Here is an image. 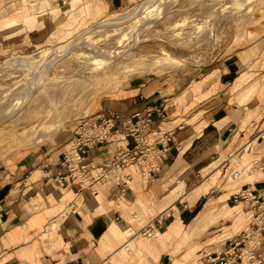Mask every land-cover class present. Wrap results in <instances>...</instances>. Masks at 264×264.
<instances>
[{
    "label": "crops",
    "instance_id": "1",
    "mask_svg": "<svg viewBox=\"0 0 264 264\" xmlns=\"http://www.w3.org/2000/svg\"><path fill=\"white\" fill-rule=\"evenodd\" d=\"M78 1L69 8L68 0H0V61L12 53L29 54L64 42L61 37L48 40L53 28L48 22L57 27L78 22L87 13L85 2L96 14L88 17L91 23L103 14L132 7L137 0H83L77 13ZM243 64L235 51L207 64L190 62L127 76L104 88L88 114L39 143L0 156V264H212L231 247L229 235L219 237L221 223L235 232L252 218L248 203L230 215L220 209L247 202L234 199L245 188L264 192V137H245L239 144L259 153L251 165L253 178L231 179L232 170L227 169L232 150L238 148L241 125L248 120V110L234 92L243 78ZM57 69L64 75L76 74L64 65ZM159 106L163 117L155 111ZM147 109L153 111L152 125L172 130L170 149L156 157L158 166L151 175L137 162L129 164L123 194L114 179L90 178L77 194L74 179L53 178L82 116L105 112L126 117ZM131 143L130 137L113 133L89 148L88 160L108 161L116 148ZM218 166L216 180L205 184ZM70 201H75L73 208ZM216 208L219 216H214ZM211 213L217 218L212 220ZM53 221L57 224L51 227ZM129 227L134 231L121 236ZM260 237L257 249L264 256V232ZM131 239L135 247L126 252Z\"/></svg>",
    "mask_w": 264,
    "mask_h": 264
},
{
    "label": "rangeland",
    "instance_id": "2",
    "mask_svg": "<svg viewBox=\"0 0 264 264\" xmlns=\"http://www.w3.org/2000/svg\"><path fill=\"white\" fill-rule=\"evenodd\" d=\"M147 1L151 0H137L133 3V8L128 6L121 11L103 14L91 23H88L89 18H95L96 14L88 11L85 2L87 13L84 18L80 17L78 22L71 25L63 23L58 27L48 22L53 27L49 31L52 36L48 40H59L67 34L68 28L72 30L71 36L61 39L65 40L64 42H59L53 47H41L37 52L29 54L12 53L0 61V156L10 150L39 143L77 116L88 114L94 99L104 88L118 85L120 80L127 76L147 71H162L190 62L207 64L238 51L244 61L242 67L245 71L242 73L243 78L235 84L234 87L238 89L234 92L238 98L245 96L244 100L240 101L248 110V120L241 125V137L236 143L238 148L232 150L227 169H241L239 177L229 174L231 179L255 176L252 174L251 165L259 153H254L252 149L255 147L245 148V144H239L245 137H264V0H155L159 3L158 10L148 9L150 13L133 11L134 6ZM82 3L83 0L78 1L75 9L77 13ZM100 15L102 14H97ZM112 19L118 22L82 34L80 39L86 38L84 41L92 44H82L69 53H72L70 57L60 63L58 59L55 61L57 51L69 49L63 44L72 36L84 32V29L94 22L102 20L104 23ZM46 25L45 23L44 26ZM44 50L55 52L50 60L45 58L50 52L42 55V64L54 62L48 65L40 80L33 78L30 69L22 64L21 67L16 61H10L12 58L25 59ZM163 55L165 59L167 57L168 64L164 61L158 65V60L151 61L155 57L161 59ZM8 59L13 63H9ZM72 59L76 61L75 64L67 62ZM60 65H64L68 72L72 69L76 74H62V70L57 69ZM126 65L128 66L125 67ZM21 92L27 96L18 101L22 96ZM218 167L205 184L216 180L221 171V167ZM175 181L179 183L178 180ZM179 191L181 192V189ZM234 203L240 205H234L235 208L227 206L220 209L221 212L230 215L233 210L234 214L239 208L242 211L243 204L248 202ZM218 210L219 208H216L213 211L214 216L222 214L218 213ZM214 216L212 213L209 215L212 220L217 218ZM56 224L53 221L51 227ZM221 225L223 230L219 234L220 238L229 235L231 239L246 228L245 226L234 232L225 230L224 223ZM133 231L132 228L125 229L121 231V236H127ZM148 232L152 234V230ZM259 238L261 237L252 236L253 241H258ZM126 243V252L127 248L135 247L134 239ZM242 262L261 264L247 262L245 259Z\"/></svg>",
    "mask_w": 264,
    "mask_h": 264
},
{
    "label": "built area",
    "instance_id": "3",
    "mask_svg": "<svg viewBox=\"0 0 264 264\" xmlns=\"http://www.w3.org/2000/svg\"><path fill=\"white\" fill-rule=\"evenodd\" d=\"M19 65V64H18ZM160 117H163L162 107H156ZM153 111L147 109L145 113L136 110L126 117H115L105 112L98 113L95 117L84 115L78 129L62 152L59 164L60 169L53 175L58 182L74 179L77 184L76 193L89 184V179H114L120 184V194H123L127 185L129 174L125 168L132 162L142 166L143 173L151 175L158 166L155 159L165 155L170 149L172 130L158 128L152 125ZM121 133L131 138L128 147L116 148L113 157L102 163L88 160L89 148L107 140L111 134ZM151 135V137H149ZM240 169H232L234 177L240 175ZM235 200H245L252 211L249 225L235 237L230 239L231 247L223 254L212 260V264H235L245 259L247 262L263 260V253L257 249V240L252 236L260 237L264 232V192L245 188L234 195ZM75 201H70L69 207L73 208Z\"/></svg>",
    "mask_w": 264,
    "mask_h": 264
},
{
    "label": "bare ground",
    "instance_id": "4",
    "mask_svg": "<svg viewBox=\"0 0 264 264\" xmlns=\"http://www.w3.org/2000/svg\"><path fill=\"white\" fill-rule=\"evenodd\" d=\"M76 1L77 0H68V4H69V8H71V7H73L74 5H75V3H76ZM148 2V3H147ZM147 2H145V3H143L142 5H141V7L139 8V10L140 11H144V12H146V13H150V9H153V10H158L159 9V3L158 2H156L155 0H151V1H147ZM33 3V2H32ZM87 8H88V11L90 12L91 11V7H90V5H89V3L87 2ZM133 8V7H132ZM134 8H136L135 6H134ZM97 9H98V7H97ZM149 9V10H148ZM133 10V9H132ZM136 11H138V9L136 10ZM87 16V15H86ZM70 23V22H69ZM69 25V24H68ZM99 26H101V25H97L96 26V29H99L100 27ZM99 27V28H98ZM70 29L68 28V31H66V35H64V36H61V38H63V39H66L68 36H71V34H70ZM91 31V30H90ZM91 33V32H90ZM87 34V33H86ZM89 35V34H88ZM85 36H87V35H85ZM81 39H82V37H81ZM86 39V38H85ZM85 39H83L82 41H84ZM80 41V40H79ZM81 42V41H80ZM68 44H69V41H67L66 43H64L63 44V46H66V47H68ZM69 50V49H68ZM50 51H48V50H44V51H42L41 53H36V54H32V55H29L28 57H26L25 59H23V58H21V60H17V59H8V61L10 60V61H16L19 65H21L22 64V66H25L26 68H28V69H30L31 71H32V76H33V78H36L37 80H40L42 77H43V75L45 74V73H43L47 68H48V63H45L44 64V66L42 67V63H43V60H41L42 59V55H45V54H47V53H49ZM168 53V52H167ZM171 53V52H170ZM169 54V53H168ZM171 55H173V54H171ZM166 56V55H165ZM41 57V58H40ZM171 58H172V56H170ZM174 57V56H173ZM170 58V59H171ZM58 59V57L55 59V61ZM166 59H167V57H166ZM166 59L164 58V55H163V58H161L160 59V57H155V59H152L151 61L152 62H154V60H158L157 62V64L158 65H160V64H162L164 61H166ZM168 59H169V57H168ZM169 59V60H170ZM174 59V58H173ZM9 61V63H13V62H10ZM171 61H172V59H171ZM7 62V61H6ZM52 62V61H51ZM54 62V61H53ZM52 62V63H53ZM168 62H170V61H168ZM173 62V61H172ZM52 63H49V64H52ZM151 63V62H150ZM166 63H167V61H166ZM165 63V64H166ZM42 64V65H41ZM149 64V63H148ZM152 64V63H151ZM154 64H156V62L154 63ZM153 64V65H154ZM168 64V63H167ZM157 65V66H158ZM128 65H126L125 67H127ZM149 67H151V66H149ZM163 67V66H162ZM36 69H39L40 71H39V73L37 74V75H35L34 73H35V70ZM46 78V77H45ZM63 81V80H62ZM34 92V91H33ZM21 94H22V96L18 99V101H22V100H24L25 99V97L27 96V95H25L24 93H22L21 92ZM244 97L245 96H243V95H241L240 96V100L242 101V100H244ZM28 100V99H27ZM240 172H241V169H240ZM241 174V173H240ZM240 175H238L237 177H239ZM234 177V176H233ZM233 207H235V206H233ZM127 229H130V227L129 228H127Z\"/></svg>",
    "mask_w": 264,
    "mask_h": 264
},
{
    "label": "water",
    "instance_id": "5",
    "mask_svg": "<svg viewBox=\"0 0 264 264\" xmlns=\"http://www.w3.org/2000/svg\"><path fill=\"white\" fill-rule=\"evenodd\" d=\"M142 3V2H141ZM141 3L139 4V5H136L135 7L136 8H134V10L133 11H136L137 9L139 10V8L141 7ZM103 20V19H102ZM102 20H99L98 22H94L93 24H91L90 26H88L87 28H85L84 29V32H82V33H78L77 35H75V36H72L68 41H69V44H68V48H69V50L71 49V47H72V49H71V51H68V49L66 50V51H63V50H60V51H57V54H55V57H58V60L60 59V58H62V57H64L65 55H67V54H69L70 52H72L73 51V49H75L76 47H79L80 45H82V44H92L91 42H89V41H82L81 39H80V37L82 36V34H85V33H87V32H93L95 29H96V25H98V24H100L101 26H105V25H108V24H113V23H116V22H118V20H109L108 22H101ZM112 21V22H111ZM101 26H99V27H101ZM98 27V28H99ZM91 30V31H90ZM81 42H80V41ZM54 52L55 51H51L45 58H47V60H50V59H53V58H51V56L52 55H54ZM45 64V63H44ZM44 64L42 65V67L44 66ZM53 64V63H52ZM49 65V64H48ZM50 67H51V65H50ZM39 69H36L35 70V75H37L38 73H39Z\"/></svg>",
    "mask_w": 264,
    "mask_h": 264
}]
</instances>
